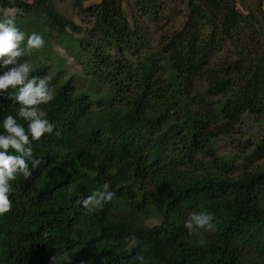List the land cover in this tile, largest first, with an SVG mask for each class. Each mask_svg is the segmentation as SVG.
<instances>
[{"label": "trees", "instance_id": "1", "mask_svg": "<svg viewBox=\"0 0 264 264\" xmlns=\"http://www.w3.org/2000/svg\"><path fill=\"white\" fill-rule=\"evenodd\" d=\"M85 1L72 0L79 24L52 0L16 3L17 27L45 40L21 59L57 96L42 105L53 133L30 145L45 162L12 182L13 207L0 215V264H52L65 252L71 264H264L261 0L254 10L238 0ZM13 5L0 0L2 11ZM163 21L172 28L161 31ZM149 24L159 31L154 44ZM62 32L77 72L44 54ZM17 91L0 96V134L17 114ZM245 117L258 136L218 153L217 137ZM106 182L116 198L87 213L82 199ZM203 210L217 231L189 233L187 215Z\"/></svg>", "mask_w": 264, "mask_h": 264}, {"label": "clouds", "instance_id": "2", "mask_svg": "<svg viewBox=\"0 0 264 264\" xmlns=\"http://www.w3.org/2000/svg\"><path fill=\"white\" fill-rule=\"evenodd\" d=\"M18 11L5 10L3 18H0V96L8 93L9 89H17L15 100L19 105L15 116L7 115L4 118V133L0 134V215L10 212L13 207L10 197L16 192V188L12 182L21 176L30 178L32 169L45 162L43 158L34 157L30 147L32 141L40 140L45 134H52L55 128L42 105L55 100L56 86L50 83L47 76H33V65L21 59L30 55L33 50L42 49L45 40L40 33L29 34L17 27ZM18 118L27 122V128L18 122ZM124 186L122 183L118 185ZM115 198L116 192L106 182L101 189L93 190L83 198L81 205L87 213L93 214L102 211ZM213 221L214 214L207 210L192 212L187 215L184 227L195 235L215 233L217 228ZM201 244H204L203 240ZM51 260L52 264H71V255L65 252L63 259L53 256Z\"/></svg>", "mask_w": 264, "mask_h": 264}, {"label": "rangeland", "instance_id": "3", "mask_svg": "<svg viewBox=\"0 0 264 264\" xmlns=\"http://www.w3.org/2000/svg\"><path fill=\"white\" fill-rule=\"evenodd\" d=\"M20 1L22 0H13L14 5L10 9H18L16 6V3ZM25 1H29V0H25ZM52 1L54 3L55 8L64 17L72 19L75 23H78V24L82 23L76 14V10L72 7V0H52ZM95 1L96 0H87L84 2V4L85 5L91 4V3H94ZM238 1L242 2L241 4L237 3V7L240 10H244L248 8L254 10L258 3V0H238ZM123 8L126 13L127 10H126V6L124 2H123ZM260 8L264 12V0H261ZM5 10H8V9H5ZM5 10L2 11V9L0 8V12H4ZM18 13H20V11H18ZM180 16L181 15H179L178 17ZM179 20L180 19L173 21V24L177 25L179 23ZM162 24H163L162 25L163 28L161 31H164L165 29L167 30L168 28L169 29L172 28V21H167L165 24L163 21ZM146 29H147L148 42L151 44H154L157 39V35L159 34V31L155 30L152 24H149ZM69 36L70 34L66 32L59 33V35L57 36L58 41L52 40L47 46V49H46L47 51H45L44 54L48 55L47 61L53 60L56 62V64L59 63L58 66H60V68L64 69L66 72H71V71L77 72L79 70L78 64L74 63L71 56H69L65 52V47H66L65 41L68 39ZM84 83L86 87L90 90L99 87V83L96 82L95 80L86 79ZM198 87H200L199 84L196 85V88L195 90L192 91V93H195ZM259 128L260 126L257 123L253 122L249 117L243 118L241 123H238L237 125L234 126V131L228 134L227 137L225 138L223 136L217 137V140H215L217 152L218 153L234 152V149L238 148L236 146H240L247 137L255 136L254 137L255 139L259 134ZM171 143H172L171 140H169L167 145H164L163 147L166 149L167 154H172L173 152L172 151L173 145H171ZM258 163H264V157L259 159ZM238 167L242 168L240 164H238ZM152 222H155V220L150 219L148 220L147 223H152Z\"/></svg>", "mask_w": 264, "mask_h": 264}]
</instances>
